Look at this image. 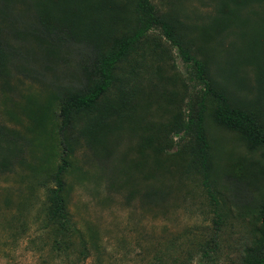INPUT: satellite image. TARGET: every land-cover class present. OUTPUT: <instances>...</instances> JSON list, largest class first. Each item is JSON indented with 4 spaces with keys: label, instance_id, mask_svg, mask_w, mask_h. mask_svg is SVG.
<instances>
[{
    "label": "rangeland",
    "instance_id": "374dc122",
    "mask_svg": "<svg viewBox=\"0 0 264 264\" xmlns=\"http://www.w3.org/2000/svg\"><path fill=\"white\" fill-rule=\"evenodd\" d=\"M218 2L153 0L198 57L209 60L212 76L236 103L264 112L255 69L241 67L234 79L231 73L237 50L257 37L248 26L242 44L232 48L238 35L215 21ZM12 7L9 22L0 17L2 38L20 54L8 56L0 77V264H196L203 249L208 264H246L264 197V150L249 151L216 126L207 100L204 126L213 160L207 192L194 133L181 128L199 108L201 87L176 48L151 32L144 51L120 65L119 82L103 103L107 119L98 124L75 116L60 132L54 97L81 88L80 65L89 54L71 42L60 59L43 57L30 38L11 32L32 23L24 3L12 0ZM110 26L125 35L135 20L125 13ZM227 51L231 58L222 61ZM218 64L231 80L220 76ZM61 144L69 152L63 198L72 227L63 237L49 221Z\"/></svg>",
    "mask_w": 264,
    "mask_h": 264
},
{
    "label": "trees",
    "instance_id": "16d2710c",
    "mask_svg": "<svg viewBox=\"0 0 264 264\" xmlns=\"http://www.w3.org/2000/svg\"><path fill=\"white\" fill-rule=\"evenodd\" d=\"M27 6L32 23H23L13 27L11 32L20 38H30L43 53V57L60 59L61 49L68 43L75 42L82 46L89 57L80 65L82 86L75 91L56 94L54 100L60 102L58 116L59 131L69 129L75 116L85 115L91 121L100 124L107 119L109 108L103 105L111 89L119 82L118 72L121 64L129 61L137 51H144L149 34L158 31L169 44L176 48L183 63L191 69V79L201 88V101L195 115L184 120L181 128L193 131L196 146L194 155L203 178V186L211 195L208 183L212 173V153L205 132V112L211 102L209 117L213 123L239 137L247 150L255 152L264 150V112L254 113L251 105L238 104L230 96L225 86L217 83L212 76L209 60L202 59L188 46L181 37L175 23L160 15L153 0H20ZM255 6L257 8H255ZM216 22L234 30L241 38L247 34L246 28L251 26L249 34L257 39L245 49L237 50L233 79L241 67L250 66L258 76V96L264 100V0H219L217 3ZM129 13L135 20V27L129 34H114L110 23ZM0 17L10 21L13 17L12 0H0ZM15 20L18 18L14 11ZM217 26L218 24L215 23ZM15 25V24H14ZM3 28L0 26V77L4 74V65L9 57L18 58L17 50L9 48L2 38ZM222 61L231 58L230 51L225 53ZM221 61V62H222ZM218 73L224 80H231V75L222 73L220 64ZM126 97V96H125ZM235 101V102H234ZM53 105L51 101L44 107L47 114ZM38 124V122H37ZM41 125V124H40ZM2 130L0 129V133ZM60 154V163L54 174L55 189L50 191L52 206L49 221L57 227L61 237L71 230V224L65 213L63 198V175L67 171L68 154L64 144ZM258 222L255 244L248 254L246 264H264V197L258 209ZM75 231V230H74ZM80 256L84 258L86 246L81 240ZM210 253L202 250L196 264H208Z\"/></svg>",
    "mask_w": 264,
    "mask_h": 264
}]
</instances>
